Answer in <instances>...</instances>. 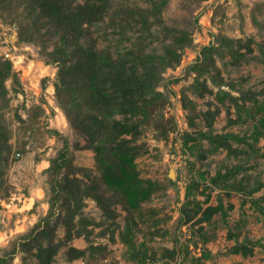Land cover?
I'll use <instances>...</instances> for the list:
<instances>
[{
    "label": "rangeland",
    "instance_id": "374dc122",
    "mask_svg": "<svg viewBox=\"0 0 264 264\" xmlns=\"http://www.w3.org/2000/svg\"><path fill=\"white\" fill-rule=\"evenodd\" d=\"M157 3L160 9L153 16ZM115 9L137 14L138 27L122 21L130 19L127 13L115 17ZM25 14L15 1L0 7V58L11 62L14 75L6 81V98L0 102L11 149L0 176L2 264H37L29 252L18 251L13 257L6 252L48 214L50 162L62 149L63 137L71 146L76 141L57 102L56 64L46 63L55 40L46 49L20 41L18 23L30 21ZM139 15L148 17V23ZM92 30L99 50L116 60H130L131 51L155 60L149 69L150 103L138 117L141 134L136 143L145 151L135 160L137 173L122 170L120 153L108 151L115 174L118 171L117 187L132 214L118 205L116 218L108 219L87 199L77 218L75 232L81 235L59 250L53 264H177L187 254H204L203 264H264L261 247L249 257L229 253L245 240L264 243V215L257 206L264 207V0H168L166 5L165 0H112L110 14ZM181 41L187 43L178 51L180 62L165 68L166 47ZM206 47L215 49L203 54ZM226 133L247 136L244 154L229 156L206 138ZM73 152L74 165L88 170L84 174L100 175L92 150ZM234 166L241 171L230 183L241 184L242 191L213 185L217 173ZM119 170L125 176L118 177ZM193 182L194 203L216 206L221 200L225 219L218 214L202 224L181 223ZM259 184L262 187L253 191ZM64 237L59 225L56 242H65ZM68 247L86 254L69 260Z\"/></svg>",
    "mask_w": 264,
    "mask_h": 264
},
{
    "label": "trees",
    "instance_id": "16d2710c",
    "mask_svg": "<svg viewBox=\"0 0 264 264\" xmlns=\"http://www.w3.org/2000/svg\"><path fill=\"white\" fill-rule=\"evenodd\" d=\"M12 1L18 6H23L26 18L30 19L18 23L20 41L37 43L46 49L47 43L55 40L56 44L49 52L46 63L56 64L57 102L74 132L76 141L71 146L70 141L63 137L62 149L50 162L48 172L51 198L48 214L6 254L13 257L18 251H25L36 259L37 264H53L59 250L74 237L81 235V232H75L78 226L77 218L82 215L83 204L87 199L95 201L108 219L116 218L115 207L118 205L132 214L121 190L117 187L115 176L118 171L115 174L108 151L114 149L120 153L123 159L122 170L137 173L135 160L145 151L136 143L141 134L139 125L141 120L138 117L144 114L146 105L150 103L149 87L152 88L153 82H149L151 77L149 69L155 60L151 57L149 59V56L143 57L137 51H131L127 54L131 59L121 62L111 53L99 50L92 29L110 14L112 0H0V7L4 9L10 6ZM167 2L168 0H165V5ZM156 6L157 8L153 7V16L157 15L160 9L158 3ZM127 10L115 9V17L119 16L118 12L120 15L127 13L130 19L122 21L129 26L138 27L140 24L138 15ZM144 20L146 24L149 21L148 17ZM186 43L181 41L177 46L166 47L162 56L165 68L180 62L178 51L186 47ZM214 49L215 47H206L203 54ZM135 55L136 57L132 58ZM12 71L11 62L0 58V102L5 101L7 92L5 83L14 77ZM206 91L210 92L208 89ZM245 101L243 99L244 105ZM116 115L123 118L116 119L114 118ZM51 133L60 136L58 132L51 130ZM187 136L193 139L190 135ZM206 138L216 149L225 150L229 156L234 157L244 154V146L248 145L246 135L226 133ZM8 141L9 130L0 119V176L1 168L5 167L3 163L7 165L11 153ZM233 144H237V147ZM73 149L92 150L100 175H86L84 174L88 171L86 168L74 165ZM240 171L239 166L228 168L225 173H217L212 178V183L216 187L223 186L230 190L242 191L241 184L239 186L230 183ZM80 172H83L82 177L79 176ZM124 174L121 171L118 177H123ZM193 186H196L195 182L187 189L186 201L180 214L181 223L202 224L209 222L218 214L225 219L227 210L221 200L216 206L204 207L201 202L194 203L190 198ZM261 187L259 184L253 191H258ZM257 206L264 215V207L258 204ZM232 208L233 205L229 204L228 209ZM59 225L65 229V242H56L55 231ZM203 229V226H200V230ZM229 238H232L231 232ZM125 242L132 251H135L131 241ZM205 242L206 240H203V244ZM255 247L264 248V243L245 240L231 247L229 253L249 257L254 254ZM204 251L211 255L208 250ZM171 252L174 253L175 250ZM66 253L69 260H75L83 257L86 251L68 247ZM4 259L5 257H0V264L4 263ZM202 259L204 254L201 257H190V254H187L177 264H203Z\"/></svg>",
    "mask_w": 264,
    "mask_h": 264
},
{
    "label": "water",
    "instance_id": "95a60500",
    "mask_svg": "<svg viewBox=\"0 0 264 264\" xmlns=\"http://www.w3.org/2000/svg\"><path fill=\"white\" fill-rule=\"evenodd\" d=\"M171 176H173V172H172V175Z\"/></svg>",
    "mask_w": 264,
    "mask_h": 264
}]
</instances>
